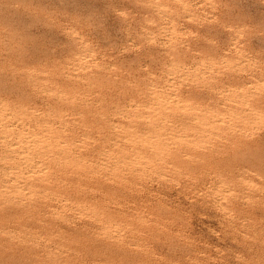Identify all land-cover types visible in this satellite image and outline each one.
<instances>
[{
  "label": "rangeland",
  "instance_id": "374dc122",
  "mask_svg": "<svg viewBox=\"0 0 264 264\" xmlns=\"http://www.w3.org/2000/svg\"><path fill=\"white\" fill-rule=\"evenodd\" d=\"M0 264H264V0H0Z\"/></svg>",
  "mask_w": 264,
  "mask_h": 264
},
{
  "label": "bare ground",
  "instance_id": "6f19581e",
  "mask_svg": "<svg viewBox=\"0 0 264 264\" xmlns=\"http://www.w3.org/2000/svg\"><path fill=\"white\" fill-rule=\"evenodd\" d=\"M173 94H174V93H173ZM15 120H16V119H15ZM36 133H37V132H36ZM31 135H32V134H31ZM21 136H22V135H21ZM24 137H25V136H24ZM45 139H46V138H44V140H45ZM23 140H24V139H23ZM30 141H31V140H30ZM45 141H46V140H45ZM51 142H52V141H51ZM59 142H60V141H59ZM7 143H8V142H7ZM10 144H11V143H10ZM19 144H20V143H19ZM23 145H25V144H23ZM17 146H18V145H17ZM52 146H53V145H52ZM59 147H60V146H59ZM63 147H64V146H63ZM66 147H67V146H66ZM19 148H20V147H19ZM19 148H18V149H19ZM54 148H55V147H54ZM59 149H60V148H59ZM66 149H67V148H65L64 150H66ZM14 150H15V149H14ZM23 150H24V149H23ZM16 151H17V150H16ZM16 151H15V152H16ZM20 151H21V150H20ZM45 152H46V151H45ZM48 152H49V151H48ZM40 165H41V164H40ZM44 167H46V166H44ZM35 168H36V166H35ZM29 169H30V168H29ZM31 171H32V170H31ZM32 172H34V171H32ZM14 173H15V172H13V174H14ZM33 175H34V174H33ZM35 175H36V174H35ZM35 175H34V176H35ZM37 176H38V175H37ZM39 176L41 177V175H39ZM39 176H38V177H39ZM8 177H10V176H8ZM40 177H39V178H40ZM42 177H43V176H42ZM7 179H8V178H7ZM7 179H6L5 181H8ZM35 179H37V178H35ZM44 179H45V177H44ZM9 180H11V179H9ZM37 180H38V179H37ZM10 182H11V181H10ZM12 184H13V183H11V186H12ZM15 184H16V182H15ZM30 184H31L32 186L35 185V183H34V185H33L32 183H30ZM8 185H9V184H8ZM31 185H29V186H30L29 188H31ZM8 187H10V186H8ZM18 187H19V186H18ZM20 187H21V186H20ZM24 188H25V187H24ZM32 188H34V187H32ZM2 189H3V188H2ZM6 189H7V188H6ZM9 189H11V188H9ZM9 189H7V190H9ZM18 189H19V188H18ZM3 190H4V189H3ZM21 190H22V188H21ZM35 190H36V188H35ZM37 190H38V189H37ZM37 190H36V191H37ZM4 191H5V190H4ZM19 191H20V190H19Z\"/></svg>",
  "mask_w": 264,
  "mask_h": 264
}]
</instances>
